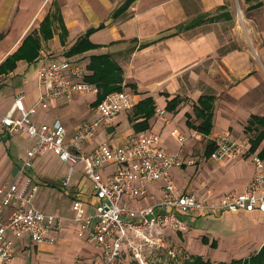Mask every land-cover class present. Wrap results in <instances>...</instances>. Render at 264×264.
Instances as JSON below:
<instances>
[{
	"label": "crops",
	"instance_id": "1",
	"mask_svg": "<svg viewBox=\"0 0 264 264\" xmlns=\"http://www.w3.org/2000/svg\"><path fill=\"white\" fill-rule=\"evenodd\" d=\"M239 1L246 13L264 7V0ZM236 3L234 0H0V91L3 90L0 114L12 107L20 92L24 94L26 107L33 103L41 92L37 69L43 62L77 63L85 69L83 80L94 85L96 92L75 94L71 101L53 99L47 108H51L53 117L46 121L36 118V113L33 116L36 123L51 124L59 119L68 140L80 121L96 117L100 94L116 91L113 87L119 86L131 96V107L110 124L101 125L82 151L88 152L101 142L119 144L133 132L152 130L160 135L164 149L179 154L183 161V166L169 171L170 179L180 191L200 193L210 202H218L230 190L242 192L252 175L251 159L241 156L219 162L211 159L208 152L211 139L218 133H231L242 139L250 134L244 139L249 147L258 133V127L253 128L255 117H264V46L252 42V48H247L241 41L237 47L222 48L217 31L199 30L206 23L232 20ZM195 20L199 21L187 27ZM14 54L21 58L14 59ZM102 57H108L110 62H102ZM95 70L103 73L101 80L93 79ZM146 97L152 103L139 106ZM150 111L152 114L147 116ZM19 115L18 111L13 112L14 117ZM206 118L210 119L207 133ZM179 136H183L182 141ZM34 142L22 131L8 133L0 126V145L5 151L4 160L8 161L0 185L17 182L21 188L26 177L37 178L34 206L45 213L61 214L66 221L61 231L53 235L52 244L31 243L26 236L19 239L12 264L24 261L26 264V259L18 255H26L30 248L35 253L29 261L52 262L59 244L87 241L78 235V225L70 219L75 200L80 201L83 214L94 213L91 181L85 177L82 163L70 171L71 164L62 161L67 165L64 176L52 171L46 156L40 157L48 151L34 157L30 166H21L25 149ZM263 143L264 138L251 154H257ZM111 172L112 167L100 171L104 179ZM74 173L76 176L71 179ZM163 184L162 180L152 183L146 196L130 200L129 205L156 202L162 196ZM223 214L229 223L244 215L256 223L257 229L264 228V224L260 225L264 212L257 208L249 212L215 210L189 216L187 230L165 231L164 241L166 245L171 242L177 245L180 241L185 256L200 255L212 262L217 259L216 251L208 257L191 249L188 241H196L198 233H202L197 241L209 247L215 241L211 247H216V240L209 241L208 234L215 238L231 234L236 238L243 237L245 229L251 231L248 236L254 233L253 228L243 223L228 233L190 231L189 223L196 218ZM238 229L242 231L236 233ZM188 230L192 239L182 242Z\"/></svg>",
	"mask_w": 264,
	"mask_h": 264
},
{
	"label": "built area",
	"instance_id": "2",
	"mask_svg": "<svg viewBox=\"0 0 264 264\" xmlns=\"http://www.w3.org/2000/svg\"><path fill=\"white\" fill-rule=\"evenodd\" d=\"M83 66L67 60L43 62L37 69L41 92L26 107L24 94L18 93L12 107L0 114V126L8 133L24 132L34 138L25 149L21 166H30L34 157L48 151L63 162L71 164L70 171L79 163L91 181L95 198L94 213L83 214L77 199L72 204L71 220L77 223L79 236L93 243L103 262L112 264L120 254L131 251L136 264H147L141 246L160 248L166 245L165 231L185 232L186 219L181 215H200L208 211L238 212L259 209L264 212V161L253 154L252 175L242 192H224L218 202H210L200 194L180 191L169 177V171L180 167L179 154L167 152L160 135L152 130L133 132L124 142H101L88 152L82 151L96 130L114 121L132 105L131 96L123 89L104 94L96 102L97 115L78 123L69 139L63 123L56 119L51 124L36 123L33 116L47 109L53 99L71 101L78 93L96 92V87L83 80ZM18 111L19 117L13 112ZM183 140V136H179ZM214 147L209 157L224 162L248 152L246 141L230 133L213 138ZM112 167L104 179L101 169ZM163 181L160 199L151 204L129 205L130 200L146 196L148 186ZM64 181L63 184H65ZM38 183L26 177L21 188L17 182L0 185V264H12L19 239L26 236L31 243H54L53 235L61 231L66 218L57 213H45L33 203Z\"/></svg>",
	"mask_w": 264,
	"mask_h": 264
},
{
	"label": "rangeland",
	"instance_id": "3",
	"mask_svg": "<svg viewBox=\"0 0 264 264\" xmlns=\"http://www.w3.org/2000/svg\"><path fill=\"white\" fill-rule=\"evenodd\" d=\"M231 1L233 2V0ZM234 1H236L237 3L235 4V7H233L232 9V13L234 14V18H232V20L220 21L218 23H206L204 26L199 28V30L201 32L209 31V30L217 31L220 34L219 38L221 40V44H223L222 48L231 49L233 47H237L239 43H241V41L243 45L247 48H252L251 45L252 42L255 43L258 42L261 43L262 46H264V7L257 9L254 12L246 13L243 11L242 6H240L239 4L240 1L239 0H234ZM255 34H257L258 36ZM254 56L256 58L258 57L257 55ZM227 73L228 76L232 80H234V78L230 75L231 72L229 70H227ZM227 83H229V81H227ZM120 90L122 89H117L116 91H120ZM0 92L3 93V90ZM52 117H53V113L51 112V108L45 111H38L36 114V118H42L45 119L46 121ZM231 135L241 140L250 137V134L249 135L247 134L246 136L244 135L243 139L237 135H233V134ZM213 138L211 139V142L213 141ZM167 145L168 147H170V144L167 143ZM0 152H2L3 154L0 156V181H1L2 177L7 173L8 161L5 162L4 160L6 156H5V151L3 152L1 145H0ZM252 155L253 154H251L248 150V152L246 153L244 152L243 154L237 157L242 156V158L251 159ZM45 156L48 159V165L50 166L52 171L64 174V176L67 175V165L64 164L62 161H60L57 155L49 152L40 157H45ZM250 163H251L250 164L251 168L253 170L252 159ZM250 165H247V167H249ZM38 166L39 163L37 164L36 167ZM75 176L76 173H74L71 179H73ZM34 181H36V183H39L38 179L35 177H34ZM181 216L185 219H189L188 215H181ZM227 218L228 217L224 216V214L220 217L208 216L207 218H196L194 221H191L189 223L190 231L201 229V230H206L207 232L228 233L232 231L235 228V226H238L239 224L243 223L245 226L249 225V228L251 229L253 228L252 229V231L254 232L253 235L248 236V233L250 234L251 231H248L247 229H245L246 232L243 237H236V238L231 234H224L223 237L218 236L216 238L208 234V236L206 237L209 239V241L212 239L216 240V247L215 246L209 247L208 245L203 244L201 241H197L200 240L203 236L202 233H198V235L196 236L197 239L196 241H188L191 249L193 248L195 251L201 254H208V257H210V255L215 253L216 251L218 253L217 259L213 260L212 263H217L218 261H222V260L229 261L232 258H243L256 252L261 246V244L264 243L263 226L262 227L260 226L257 229L256 223L250 222L249 220H247V218L244 215H239L237 217L238 218L237 221H234L233 223H229ZM260 222H261L260 225L264 224V219H262ZM190 231L189 233H186L187 236L185 234L184 238L182 239V242H184V240L192 239L190 235ZM241 231L242 229L240 230L238 229L236 233H240ZM171 243H170L171 245L167 244L160 248L150 247V246L148 247L146 245H142L141 252L146 263L147 264H185L186 261H189L191 259L190 254H189L190 256H185V253L183 254V252L180 250V245H179L180 241H177V245L176 244L174 245V242ZM34 253H35L34 250L30 248L27 251L26 255L24 253H21L18 256L21 259L24 257L27 261L26 264H100L103 262V257L100 251L94 246V244H92L89 241H84V242L78 241L77 243L76 241H74L73 243L68 241V243L59 244L56 248V253L52 255V260H51L52 262L29 261L28 258L31 257V259H33ZM112 264H136V260L134 259L131 251L125 250Z\"/></svg>",
	"mask_w": 264,
	"mask_h": 264
},
{
	"label": "trees",
	"instance_id": "4",
	"mask_svg": "<svg viewBox=\"0 0 264 264\" xmlns=\"http://www.w3.org/2000/svg\"><path fill=\"white\" fill-rule=\"evenodd\" d=\"M198 21L199 20H195L193 23H189V25H187V27L196 24ZM180 29H182V27H180ZM12 57L14 59L21 58L19 54H14ZM101 59H103L102 62H110L108 57H102ZM1 70H2V67H0V71ZM102 75H103L102 72L95 70L92 77H93V79L98 78L99 80H101ZM113 88L117 90L120 87L115 86ZM108 92L109 91H103V93L100 94V97L103 96L104 94L108 93ZM149 103H152V100L150 97H146L145 99L141 100L138 105L142 106L144 104H149ZM146 114H147V116H149L152 114V111H150L149 113H146ZM147 116H146V118H147ZM206 119L204 121L205 125H206V126H204V132L205 133H207L209 131V124H210V119H207V120ZM255 121L256 122H254L255 125H254L253 129L258 127V133H256L250 141V147H249L250 153H252L256 150V148L259 146V144L261 143V141L264 138V117H255ZM251 124L252 123L250 122V125ZM249 128H251V127L249 126ZM213 147H214V143L212 141V142H210V149H209L208 154H210ZM257 155L264 161V143H263L262 147L259 149V151L257 152ZM214 244H215V241H212L211 246ZM190 257H191V259L189 261H186L185 264H264V244H262L260 246V248L256 252H254L253 254H250V255L243 257V258H232L229 261H218L217 263H212L210 260L204 259L200 255H191Z\"/></svg>",
	"mask_w": 264,
	"mask_h": 264
}]
</instances>
